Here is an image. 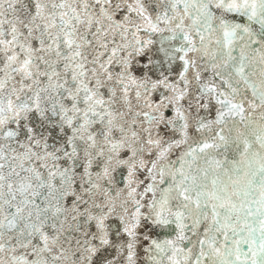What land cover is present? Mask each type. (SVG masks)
<instances>
[{
  "label": "snow or ice",
  "instance_id": "6c2138e0",
  "mask_svg": "<svg viewBox=\"0 0 264 264\" xmlns=\"http://www.w3.org/2000/svg\"><path fill=\"white\" fill-rule=\"evenodd\" d=\"M0 264H264V0H0Z\"/></svg>",
  "mask_w": 264,
  "mask_h": 264
}]
</instances>
